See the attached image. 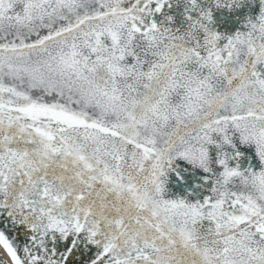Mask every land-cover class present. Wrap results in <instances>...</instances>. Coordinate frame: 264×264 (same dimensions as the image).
<instances>
[{"label":"snow or ice","instance_id":"6c2138e0","mask_svg":"<svg viewBox=\"0 0 264 264\" xmlns=\"http://www.w3.org/2000/svg\"><path fill=\"white\" fill-rule=\"evenodd\" d=\"M0 264H264V0H0Z\"/></svg>","mask_w":264,"mask_h":264}]
</instances>
